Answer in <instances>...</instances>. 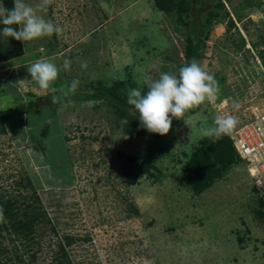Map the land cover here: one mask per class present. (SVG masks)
I'll use <instances>...</instances> for the list:
<instances>
[{
  "label": "rangeland",
  "instance_id": "rangeland-1",
  "mask_svg": "<svg viewBox=\"0 0 264 264\" xmlns=\"http://www.w3.org/2000/svg\"><path fill=\"white\" fill-rule=\"evenodd\" d=\"M190 1L180 21L175 9H155L154 0H55L42 14L63 33L22 42L25 57L14 73L30 78L27 84L19 79L16 98L2 100L8 92L0 84V110L33 100L29 92L44 95L27 71L31 63L49 59L61 69L48 101L22 120L7 119V131L0 133V194L18 203L33 201V190L21 184L28 176L56 232L42 223L34 242L16 244L22 260L35 252L28 264H52L65 234L76 238L67 247L73 264H264V210L262 216L253 212L264 189L252 180L246 162L236 160L198 194L180 180L203 139L201 129L214 126L217 115L231 114L239 125L264 109V56H256L264 51V0H218L220 8L214 6L217 0ZM209 10L218 16L210 22L198 63L218 81L217 99L173 118L166 135L121 125L103 99L51 106L53 96L102 85L117 84L126 96L139 87L143 94L145 79L178 74L177 64L187 62L188 38L196 41L191 26L202 24ZM64 59L71 61L67 71ZM12 76L4 73L2 80L12 82ZM73 80L79 85L71 93ZM118 151L152 164L161 177L126 178ZM4 236L0 246L8 250L0 252V262L21 264Z\"/></svg>",
  "mask_w": 264,
  "mask_h": 264
},
{
  "label": "trees",
  "instance_id": "trees-1",
  "mask_svg": "<svg viewBox=\"0 0 264 264\" xmlns=\"http://www.w3.org/2000/svg\"><path fill=\"white\" fill-rule=\"evenodd\" d=\"M0 3L9 9L13 7V0H0ZM222 3L223 2H219L217 0L216 4H214L215 8L223 7ZM154 8L167 13H170L171 10L175 9L174 11H176L178 14L177 19L181 21V13L183 11H188L191 8V1L154 0ZM217 16L218 14L216 12L209 10L207 12V17L202 24L197 22L195 26H191L192 33L196 34V41H192L188 38V42L184 48V58L187 60V62L177 64V70L190 63L192 59H195L198 62L202 57L201 48L204 46V39L208 37L210 22ZM238 18H240L239 15ZM3 27L4 25L0 23V62L21 55L24 51L21 41H17L12 37L7 38L3 36ZM201 34L203 37H200ZM262 55L264 56V51L260 53L261 57ZM101 87H93L89 92L77 93L56 98L55 102L52 100V105H50H61L67 103L69 100L74 99H103L114 107L115 112L117 113L120 120L127 119V124L129 125H140L138 115L129 116V109L131 106L127 104V96L117 87V84L107 87L102 85ZM28 94L33 95L35 98L33 100L27 101L26 103H20L13 108L0 110V133L6 132V127L4 125V121L6 119L28 113H36L37 110L41 108V103L43 101H48L49 93L47 95H34L33 92H29ZM197 109L198 108L192 109L187 113H193ZM143 130L147 131L144 128ZM117 156L120 159V165L126 178H134L141 176L144 173H149V175L154 178L161 177V173L157 169H155V173L153 172L154 166H152V164L148 162H140L135 155L125 153L123 154L122 151H118ZM236 160L240 161L241 159L236 153L233 142L229 135H225L218 140L205 137L201 139L199 146L189 156L185 166L183 167L184 170H182L180 180L187 184L188 189L193 194H198L207 188L211 182L220 178L222 173ZM151 169L152 172L150 171ZM22 179L24 182L21 184L23 186H29L33 190L31 195L33 201L27 203L22 201L18 203V199L4 197L2 194H0V209L3 210V219L0 220V240L1 238H5L4 235H6L8 237L7 239L11 241L12 246L10 249L15 252V258L21 264H28L29 262L27 261H33L35 258V252L30 253L27 261L22 260L21 256L23 253H18L16 244L21 243V245L25 247L29 246L31 242H34L35 238L39 235L38 233H35L37 227L41 226L42 223L49 224V228L54 233L56 232L50 219L46 216L45 211L39 204L40 199L36 195V188L33 186L30 178L26 176ZM263 207L264 193L257 199V208L253 211L256 216L263 215ZM130 211L133 213L137 212L136 207L133 204H130ZM63 238V240L61 239V241L57 242V249L51 254L52 264H70L67 254V247L73 243L76 238L70 234H65ZM1 244L2 242H0V245ZM6 247L7 246L5 245L3 247L0 246V252L4 253L6 250H8ZM0 264H4V262H0Z\"/></svg>",
  "mask_w": 264,
  "mask_h": 264
},
{
  "label": "clouds",
  "instance_id": "clouds-1",
  "mask_svg": "<svg viewBox=\"0 0 264 264\" xmlns=\"http://www.w3.org/2000/svg\"><path fill=\"white\" fill-rule=\"evenodd\" d=\"M54 2L55 0H37L33 5L26 0H13L11 9L0 5V18L4 25L3 36L27 43L43 37H51L53 34H62L63 27L51 19H46L42 14L46 13ZM260 53L256 54L258 60ZM70 65L69 59L63 60L62 68L65 71L70 69ZM86 67L87 63L82 62L81 68ZM60 70V67L49 59L36 60L27 68L31 80L37 83L44 95L55 91ZM143 83L147 85L146 93L142 94L139 87L132 88L127 93L126 102L131 106L129 116L138 115L141 127L149 133L159 135H166L170 131L173 118L183 119L187 112L200 107L205 102L214 104L219 92V84L214 75L201 67L195 59L179 68L178 74L162 72L158 79H145ZM78 85L79 81L73 80L68 92L74 93ZM55 100L56 97L53 96V102ZM235 107L238 108L239 105ZM126 123L127 119L120 121L121 125ZM238 123V119L231 114L217 115L213 122L214 126L201 129L202 138L218 140L230 135ZM123 138L128 139L126 135ZM2 219L3 210L0 209V220ZM67 254L70 264H73L68 249Z\"/></svg>",
  "mask_w": 264,
  "mask_h": 264
},
{
  "label": "built area",
  "instance_id": "built-area-1",
  "mask_svg": "<svg viewBox=\"0 0 264 264\" xmlns=\"http://www.w3.org/2000/svg\"><path fill=\"white\" fill-rule=\"evenodd\" d=\"M230 138L236 153L246 162L252 180L264 189V109L237 125Z\"/></svg>",
  "mask_w": 264,
  "mask_h": 264
},
{
  "label": "crops",
  "instance_id": "crops-1",
  "mask_svg": "<svg viewBox=\"0 0 264 264\" xmlns=\"http://www.w3.org/2000/svg\"><path fill=\"white\" fill-rule=\"evenodd\" d=\"M24 54H21V55H18V56H15V57H13V59L11 58V59H9V60H6V61H1L0 62V84L2 83V84H5V91H7L8 93H4V94H2L3 95V97H2V100H4L5 98L7 99L10 95L11 96H15V98L16 97H18L19 96V91H17L16 90V88H17V86L19 85L18 83H19V79L21 80L20 82L22 83V84H27L28 83V78H30V77H28L27 78V80H25L26 78L25 77H23V76H18L17 78H16V72L14 73V71L19 67L20 68V66H22V59H24ZM16 60L15 62H13L12 60ZM35 62V61H34ZM33 62V63H34ZM33 63H31V64H33ZM30 64V65H31ZM4 73L6 74V77H7V74L9 75H13L12 77V82H11V80H2L3 78H2V76L4 75ZM4 82V83H3ZM8 83H12V85L11 84H8ZM30 85V84H29ZM7 86H10V88H8ZM3 88V89H4ZM8 89V90H7ZM2 91H4V90H2ZM1 92V91H0ZM8 94V95H7ZM21 101V100H20ZM29 101V100H28ZM24 103H26L27 101H23ZM21 103V102H20ZM19 103V104H20ZM47 114V112L46 113H44L43 115H46ZM25 115H21V116H18V118H20V120H22L23 119V117H24ZM7 120V119H6ZM5 120V121H6ZM5 121H4V124H5ZM16 127H17V124H16V126H13L12 127V131H14L15 129H16ZM7 131V130H6ZM12 134V133H11ZM13 136H15L14 134H12ZM44 187H46V186H44ZM43 187V188H44Z\"/></svg>",
  "mask_w": 264,
  "mask_h": 264
}]
</instances>
